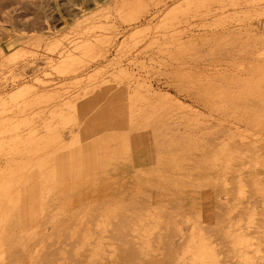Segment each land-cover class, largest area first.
Wrapping results in <instances>:
<instances>
[{
    "label": "rangeland",
    "instance_id": "1",
    "mask_svg": "<svg viewBox=\"0 0 264 264\" xmlns=\"http://www.w3.org/2000/svg\"><path fill=\"white\" fill-rule=\"evenodd\" d=\"M261 58L264 0H0V264H264Z\"/></svg>",
    "mask_w": 264,
    "mask_h": 264
},
{
    "label": "bare ground",
    "instance_id": "2",
    "mask_svg": "<svg viewBox=\"0 0 264 264\" xmlns=\"http://www.w3.org/2000/svg\"><path fill=\"white\" fill-rule=\"evenodd\" d=\"M246 68H248V67H246ZM241 72H243V71H241ZM238 73H239V71H238ZM244 73H245V76H242V75H244ZM244 73H242V74L239 73V75L236 73L235 74L234 73L233 74L228 73L227 75L224 74L222 77L220 76L221 78L218 77L220 79H217L220 81V84L218 83L216 85L215 84H213V85H215L216 88L218 87L217 89L220 91L219 93H222L223 101H224L223 105L225 104L224 106H229L230 108H235V107L239 106L241 109L238 108L240 110V112H238V114H239L238 119L240 121L247 122L250 125V127L256 126V128H257L260 126V123L258 121V116H256V115H258L260 113L261 114L264 113V60L262 59V62H261V60H259L258 62L257 61L253 62V64H251V66L247 70H245ZM216 78H215V80H216ZM215 86H213V88H215ZM230 88H235V89H231L233 91H230V90H228ZM225 91H227V92L229 91V93L227 94ZM226 102H227V104H226ZM29 174H30V176L32 175L30 172H29ZM75 179H77V178L75 177ZM32 188H34V187H32ZM34 195H36V194H34ZM7 201H8V199H7ZM18 201H20V200H18ZM4 203H6V202H4ZM27 210H28V208H27ZM15 258H17V257H15ZM22 259H23V257H22ZM13 261L16 262L14 259H13ZM11 263H13V262L11 261Z\"/></svg>",
    "mask_w": 264,
    "mask_h": 264
}]
</instances>
